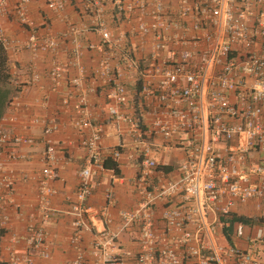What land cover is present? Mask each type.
Instances as JSON below:
<instances>
[{
    "label": "built area",
    "instance_id": "1",
    "mask_svg": "<svg viewBox=\"0 0 264 264\" xmlns=\"http://www.w3.org/2000/svg\"><path fill=\"white\" fill-rule=\"evenodd\" d=\"M28 1L15 0L14 7L18 20L28 30L24 46L31 51L55 52L56 39L47 32H38L27 16ZM47 1L49 7L62 8L60 0ZM114 1L119 13H136L134 31L138 39L152 36L149 56L153 62L171 43L193 46L191 50H180L178 62L162 60L163 66L154 69L158 74L141 73L138 108L134 110L138 113L122 110L128 97L119 79L120 67L111 71L107 58L102 57L92 73L93 78L109 85L108 119L123 124L125 133L130 135L138 157L139 181L144 183L156 167L155 159L150 157L153 138L168 146L177 145L183 156L176 177L153 187L142 184L138 203L117 211L118 224L112 226L110 215L102 211V227L92 232L91 239L83 245V233L91 232L86 204L93 186L90 176L103 169L105 156L119 163L126 143L119 140L105 149L100 142V126L91 127L86 118L75 120L81 134L78 144L86 151L87 163L78 171L66 211L67 242L73 256L65 264H264V259L248 247L241 248L232 242L219 245L211 238V232L227 225L226 219L236 207L247 202L260 207L264 203V0H177L173 11L164 8L160 0ZM85 5L94 7L89 0ZM93 10L100 13L99 6ZM95 29L101 43H111L110 31L100 21H96ZM175 29L180 33H173ZM188 30L193 34L184 38ZM80 31L79 26L69 23L62 38L76 42ZM0 39L3 42L1 36ZM121 65L127 70L137 69V61L128 47L122 49ZM62 72V65L53 62L47 75L55 84ZM36 78L33 73L31 79ZM79 79L75 76L68 82L78 86ZM92 90L89 87L86 91ZM62 103L66 104V100L62 99ZM19 105L17 93L8 107L16 109ZM75 108L84 112V94H78ZM14 118L3 115L0 119V224L7 219L6 207H17L11 197L15 179L9 165L31 158V154L18 149L40 143L41 167L36 183L35 215L25 224V248L21 252L9 251L3 264H34L35 257L49 256L45 224L53 216L49 201L55 193L50 183L59 178L57 149L50 138L56 122L52 118L35 119L42 127L40 137L34 138L15 134L3 126L2 123ZM88 127H91L88 133L83 134ZM177 196L181 200L173 204ZM106 197L109 199V193ZM159 201L164 203L158 213L162 224L156 228L152 205ZM261 217L264 221V216ZM246 225L241 220L233 222L230 236H246L250 246L261 242L263 226ZM122 232L133 234L134 252L121 246Z\"/></svg>",
    "mask_w": 264,
    "mask_h": 264
},
{
    "label": "crops",
    "instance_id": "2",
    "mask_svg": "<svg viewBox=\"0 0 264 264\" xmlns=\"http://www.w3.org/2000/svg\"><path fill=\"white\" fill-rule=\"evenodd\" d=\"M1 1V0H0ZM62 8L56 10L48 6L47 0H29L25 5L27 16L37 26V30L56 39L55 52L49 50L31 51L24 46L27 28L18 20L14 7L15 0H3L0 6V36L8 56V70L13 82L20 87L18 91L19 107L11 109L7 107L4 115H14V120L2 123L15 134L28 135L38 138L41 135V123L35 119H54L56 129L50 138L56 145V168L59 178L50 185L55 193L50 197L49 204L53 209L52 218L45 224L47 233L46 245L49 251L47 258L35 257L34 264H65L73 256V249L67 242L69 234L66 214L72 192L76 187L78 171L87 163L86 151L79 146L80 133L74 125L78 118L88 119L91 127L98 125L102 128L101 145L105 149L115 146L119 140L126 143L124 155L116 164L118 173L111 168L103 167L90 176L92 189L86 199L89 207V222L91 232H84L82 244L86 245L91 239L92 232L102 227V211H106L111 219L112 226L118 224L117 211L123 208L135 206L141 199L142 184L153 187L164 183L168 179L176 177L178 164L183 156L182 150L177 145H167L158 138H153L150 157L156 161V167L152 169L143 182L137 178L138 157L133 150V142L125 133V126L112 123L108 119L107 107L109 100L106 97L108 84L101 79L93 78V70L100 58L106 57L111 71L120 67L119 79L126 87L128 104L122 110L133 113L138 104V88L141 82V73L144 71L155 72L160 68L162 60L178 62L181 49L193 48L191 43L180 45L174 42L160 52V58L153 62L149 56L152 36L146 35L143 40L135 36L134 26L137 22L136 13L123 15L118 12L114 0H89L93 8H86L88 0H60ZM129 1V0H124ZM154 0H147L152 2ZM168 11L177 8V0H160ZM100 7V13L93 9ZM147 19V18H145ZM96 21L110 31L111 43H101L98 31L95 29ZM69 23L79 26L82 31L76 42L62 38V33ZM172 32L180 33L178 29ZM193 31L188 30L183 34L189 38ZM93 45L94 48H90ZM124 47L131 49L133 57L137 61V69L127 70L121 65V53ZM264 47V46H263ZM76 52V56H74ZM53 62L62 65L63 72L57 83L53 84L48 78L47 72ZM33 73L36 79H31ZM80 77L79 85L69 84V79ZM157 76V75H156ZM92 87V91H86ZM84 94V112H78L75 108L77 96ZM66 100V104L62 103ZM138 113L137 111H134ZM84 128L83 134L89 129ZM120 131V132H119ZM117 133H120L118 135ZM21 152L31 154V158L24 162L9 165L14 175L15 184L12 200L17 205L6 207L7 219L0 227L3 233L0 236V261L5 262L9 251L21 252L25 248V224L35 215L36 183L40 173L39 156L42 151L40 143L22 146ZM126 154V155H125ZM133 154L130 158L127 155ZM111 160V159H110ZM112 161V160H111ZM140 184H139V183ZM109 193V199L106 194ZM71 196V197H70ZM180 196L173 198L172 203L177 204ZM164 203L156 202L152 205L154 210V226L160 228L159 210ZM167 204V203H166ZM256 207L254 202H247L236 207L234 215L248 218L246 224L258 223L263 226L264 203ZM262 219V220H261ZM246 225V226H248ZM222 240L228 243L222 229L216 230ZM232 243L241 248L252 249L260 258L264 259V237L254 246L248 245L246 236L241 238L230 237ZM121 246L131 252L136 250L133 234L120 233ZM262 256V257H261Z\"/></svg>",
    "mask_w": 264,
    "mask_h": 264
},
{
    "label": "trees",
    "instance_id": "3",
    "mask_svg": "<svg viewBox=\"0 0 264 264\" xmlns=\"http://www.w3.org/2000/svg\"><path fill=\"white\" fill-rule=\"evenodd\" d=\"M19 91V86L16 85L8 70V56L4 47L3 42L0 39V119L4 115L10 99L16 95ZM102 165L105 168H111L114 173H118L116 164L111 161L107 156L102 159ZM227 225L222 228L223 235L228 243H231V225L233 222L237 220H241L243 222H248V218L237 216L232 214L228 219ZM3 233V229L0 227V236ZM2 264V261H0Z\"/></svg>",
    "mask_w": 264,
    "mask_h": 264
},
{
    "label": "rangeland",
    "instance_id": "4",
    "mask_svg": "<svg viewBox=\"0 0 264 264\" xmlns=\"http://www.w3.org/2000/svg\"><path fill=\"white\" fill-rule=\"evenodd\" d=\"M211 238L215 244L226 245L225 240H222L217 231L211 232ZM262 257V256H261Z\"/></svg>",
    "mask_w": 264,
    "mask_h": 264
}]
</instances>
